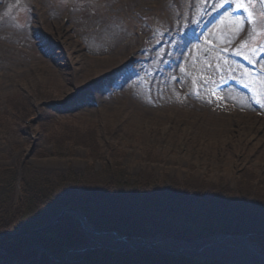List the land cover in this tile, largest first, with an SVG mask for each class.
Returning <instances> with one entry per match:
<instances>
[{
    "label": "rangeland",
    "instance_id": "1",
    "mask_svg": "<svg viewBox=\"0 0 264 264\" xmlns=\"http://www.w3.org/2000/svg\"><path fill=\"white\" fill-rule=\"evenodd\" d=\"M220 2L0 0V170L27 165L31 180L54 189L61 177L71 182L76 174L88 183L74 187L83 193L92 187V178L84 177L87 170L90 176L110 167L121 170L129 184L144 175L151 190L180 189L169 200L174 205L176 195L179 202V197L193 199L187 211L197 216L204 217L205 200L222 198L247 207L246 214L264 216V114L251 111L246 102L247 109L237 106L236 114L228 110L235 107L219 110L215 103L217 72L224 74L220 83L226 74H238L216 45L229 47L241 35L213 32L227 19L235 26L229 12L218 17L232 5L221 8ZM260 54H253L257 62ZM248 79L264 89L263 80ZM209 88L210 94L203 92ZM234 94L216 101L235 100ZM43 102L47 106L39 109ZM257 117L259 123L253 121ZM69 186L61 185L64 191L73 189ZM192 187L203 189L199 198ZM16 188L15 203L22 199L21 187ZM93 193L107 196L102 189ZM126 194L123 201L129 197L125 203L133 211H124L125 216H138L147 199ZM75 218L67 226L77 231ZM149 230L146 234L154 238L145 240L148 244L191 246L164 239L155 222ZM103 238L96 241H111ZM215 246L232 264H260L241 244ZM39 247L30 251L42 255ZM117 255L113 262L127 263Z\"/></svg>",
    "mask_w": 264,
    "mask_h": 264
},
{
    "label": "trees",
    "instance_id": "2",
    "mask_svg": "<svg viewBox=\"0 0 264 264\" xmlns=\"http://www.w3.org/2000/svg\"><path fill=\"white\" fill-rule=\"evenodd\" d=\"M6 114L10 117L9 113ZM1 138L2 134L0 132V139ZM13 167L14 168L12 169L4 168L0 170V232H4L5 230L11 231V228L20 226V219L23 222H25L28 218L40 219V222L31 223L29 225V229L32 230L41 226L40 224L42 222L49 221L63 209L70 207L77 210L80 209L82 212L84 211L91 214L92 216L87 219L89 223L98 230L109 231L114 229L118 231H127L124 226L119 228L117 227L118 224H115V220H118L122 221V224L124 225L137 226L138 224V228L140 229L133 230V233L137 234L143 229H150L152 222H155V226L157 227L159 234L165 237L172 236L181 238L186 241L191 240L190 234L187 233V228L185 227L186 225L183 224V221H188V219L191 220L190 216H194V214L187 211L189 209L187 207L189 204L188 201L193 199L188 198L187 200L184 197H179V202L177 201L178 196L176 195V203L173 205L171 203L173 201L169 199L173 197V194L181 192L178 188H175V190H166L165 188L159 187L160 189L153 188V190H151L148 188V184L144 182V179L149 181V178H144V175L142 178L143 180L140 182L129 184L125 177L122 178L121 170L117 171L110 169L109 167V169L105 171L93 173L90 176H88L87 170L85 172L87 177H84L87 180L88 177L92 178L89 180L92 181V183L89 184V186H92L91 190L87 189L83 193H78L76 191L78 189H74V187L88 183L86 181H82V178H79L76 174H71L74 176L71 178V182L67 180L69 179L67 177L62 178L65 182H60V186L54 189L47 187V183L43 185L36 179L31 180L29 177L28 167L25 165L21 171L22 199L15 203V192L17 181L19 179L20 166ZM67 183H70L69 187H73V189H67L64 191L67 187H61V185L66 186ZM198 187H192L190 190H192V192H197L196 196L199 198V195H201L200 193L204 191ZM95 189L104 190L107 196L105 197L102 196V194L93 193ZM126 192H129L132 197H136V199L141 201L143 199H147L145 201V207H142L140 212H138V209L136 210L138 216H125L124 211H133V207L125 203L129 201V197L125 200V202L123 201V199L127 197ZM91 194L94 195L93 199H90ZM192 195L195 196V194ZM115 196H118V199H115ZM159 196L161 198H158ZM85 200L89 202L84 204L83 201ZM118 200L119 202H117ZM100 201L103 202L101 203ZM113 202L115 203V206L112 205ZM164 203L172 204L173 206H167ZM149 205L150 207L148 208ZM246 208L247 207L243 208V206L239 204L234 206L231 201L228 199L225 200V198H222L220 201L205 200L202 204L203 212L207 216L208 214L218 216L220 218L219 222L223 221V223L219 228L205 229L208 227H204L205 231L203 235L212 234V230H216L227 235L244 234L241 231V221L245 220L247 217V214L245 213ZM110 209H113V212H111ZM241 210L243 213L241 215L239 213L240 216L237 215V212H240ZM209 211L213 213H208ZM228 211L232 213L225 216ZM155 214L157 215V218H155ZM196 217L199 220L202 219L201 215ZM68 221V223H74L72 219H69ZM157 223L160 224V228L157 226ZM173 228L182 231H179L180 234L177 235ZM68 229L72 231L73 234L70 237L64 238L65 240H72L74 237L77 239L80 238L81 231L79 226L77 231L72 230L71 228ZM192 229L198 231L201 230L202 227L196 224ZM62 230L63 227L61 226L57 228L58 233ZM31 237L28 238L30 239ZM46 237H49V235L44 233L41 236L32 237L29 241H27V239H23L22 241H24V243L17 244L14 247L24 246V244L28 245L34 242L43 243ZM262 239L264 240V236H259L257 238L259 242L262 241ZM18 241L19 240L12 243H16ZM0 244L9 243L8 240H2ZM153 259L157 260L156 257H153Z\"/></svg>",
    "mask_w": 264,
    "mask_h": 264
},
{
    "label": "bare ground",
    "instance_id": "3",
    "mask_svg": "<svg viewBox=\"0 0 264 264\" xmlns=\"http://www.w3.org/2000/svg\"><path fill=\"white\" fill-rule=\"evenodd\" d=\"M231 29L232 31L230 32V36H232L237 31L236 25L232 27ZM229 110H231V112L234 114H236L237 112L232 109H229ZM259 120L260 119L258 117H257V120L255 118L253 119V121H256V123H259ZM254 123L252 124V126L256 125ZM60 182H65L62 179V177L60 178ZM16 191H17V188H16ZM88 202L89 201H86V200L83 201L84 204H87ZM110 210L111 212H113V209H110ZM63 212L64 210L59 212L49 221L42 222L40 224L41 226L34 228L32 230L29 229V225L31 223L40 222L41 221L40 219L28 218L25 222L21 221L20 219L19 220L20 226H16L15 229H11V231H8V233H5L2 231L0 232V235H4L3 240H8V243H9L8 247L10 249H13L16 255H22L23 253L24 254H28V253L39 254L37 250H34V251H30V250L34 246L40 245L39 248L41 249L42 256L46 258V261L44 260L33 261L35 264H74L73 260L78 255V252H77L78 248H75V249L58 248V250L62 252V255H59L52 251L53 248H56L58 243H66V242L72 243L73 242L72 240H75V241L79 240V238L77 239L76 237H74L72 240L64 239L66 237L72 236L73 234V232L67 228L68 227L67 225L69 222L68 220L72 219V217L63 216L62 219L57 224L54 225L55 221L62 215ZM83 212L80 209H78L77 213L80 214L82 221L84 220L87 221L86 218H90L92 215L86 212H84L85 213L84 214ZM248 216L252 217L253 215L249 213ZM122 223H123L122 221L115 220V224H118L117 226L118 228L124 226L129 231L137 230L138 228V224L137 226H135V225H124ZM60 226L63 227V230L58 233L57 228ZM185 227L187 228V233L190 234L192 229L189 226H185ZM44 233H47L49 237H46L43 243L34 242L28 245L24 244V246L14 247L17 244L24 243V241H22L23 239H27V241H29L32 239V237L41 236ZM28 237H31V238L29 239ZM106 238H110L111 241L105 242V243H103V241H99L97 245L94 247H84L85 251L83 252V256L81 257L82 264H90V263L92 264L93 260L100 256H101L100 262H102L101 264H122L121 263L122 260L117 261V262L112 261L115 256L119 257L118 255H114L111 252L112 251L111 245L113 243L117 244L120 247V249L117 251V254H120L121 257H124L123 260L127 262L124 264H131L130 262H132V264H172L173 255H170L169 253H167L166 248H160L158 250L159 254L157 255L162 256V258L155 260L153 259V256H152L154 254L152 253V250L145 251L144 247H140L139 249H137V251H134L135 252L134 255H127L125 251L126 249L130 248L129 245H124L121 242H115L113 237H104L102 240H105ZM122 238L127 239L126 236H122ZM96 239L93 238V240H96ZM17 240L19 241L16 243H12ZM217 240H218V237L212 240H209V241L202 240L198 244L193 243L190 249L186 248L185 251L187 252L191 251L190 254L194 252L198 256V258H188V264H204V263L206 264H229V262L224 259L222 250L220 249L218 250L215 245L211 244L213 243V241H217ZM263 243H264L263 240L258 242L257 247L260 248L261 251L254 253L255 255L254 257L256 258L255 260L260 261V264H264V245ZM224 245L226 247L227 243ZM88 251H90V253L86 254ZM17 264H26L23 256H20L18 258Z\"/></svg>",
    "mask_w": 264,
    "mask_h": 264
},
{
    "label": "snow or ice",
    "instance_id": "4",
    "mask_svg": "<svg viewBox=\"0 0 264 264\" xmlns=\"http://www.w3.org/2000/svg\"><path fill=\"white\" fill-rule=\"evenodd\" d=\"M228 3H232L237 11L245 13V17L229 13L230 19L235 22L237 31H242L248 35V40L244 41V47L249 48L253 54L257 52L264 53V0H221L220 7L223 8ZM257 4L260 5L259 13L256 10ZM249 29L251 31H248ZM257 38H259L260 42L256 43L254 48L251 47L257 41ZM256 95L261 97L258 103L264 106V89Z\"/></svg>",
    "mask_w": 264,
    "mask_h": 264
},
{
    "label": "water",
    "instance_id": "5",
    "mask_svg": "<svg viewBox=\"0 0 264 264\" xmlns=\"http://www.w3.org/2000/svg\"><path fill=\"white\" fill-rule=\"evenodd\" d=\"M63 216H70L73 218V216H75L76 220L78 222H80L83 226V229L86 233H91V231L89 230L88 226H87V221H82L81 220V216L79 213H77V211H74L72 209H66L64 210V212L62 213V215L55 221L54 225L57 224ZM41 231V230H40ZM95 236L103 238V237H113L115 242H121L124 245H129V250L132 251H137V249H139L138 247H144L145 251H148L147 249H152L154 245L152 244H147L145 241L142 242H135L132 243L130 241H128L127 239L124 238H120L117 233L113 232V233H99V232H94L93 233ZM210 239H207L205 241H209ZM219 243L222 244H226L227 246L226 248L232 247L234 245H243L245 246L247 249H249L250 251H252L253 253L261 251L260 248L257 247V244L250 242L248 240V238L242 237V236H218V240L217 241H213V245H219ZM89 247V246H87ZM163 248V247H159L158 249H155L152 251V253L154 254H159V249ZM163 250V249H162ZM186 249H182V250H171V249H167V253H169L170 255L173 256H178V257H182V258H195L198 257L194 252L191 253V251L187 252L185 251Z\"/></svg>",
    "mask_w": 264,
    "mask_h": 264
}]
</instances>
